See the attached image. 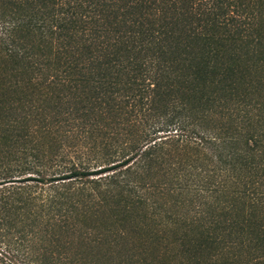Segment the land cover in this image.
Masks as SVG:
<instances>
[{"label": "trees", "instance_id": "16d2710c", "mask_svg": "<svg viewBox=\"0 0 264 264\" xmlns=\"http://www.w3.org/2000/svg\"><path fill=\"white\" fill-rule=\"evenodd\" d=\"M0 264H264V0H0Z\"/></svg>", "mask_w": 264, "mask_h": 264}]
</instances>
